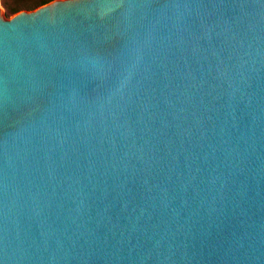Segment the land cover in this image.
<instances>
[{"label": "water", "instance_id": "obj_1", "mask_svg": "<svg viewBox=\"0 0 264 264\" xmlns=\"http://www.w3.org/2000/svg\"><path fill=\"white\" fill-rule=\"evenodd\" d=\"M0 264H264V0L0 16Z\"/></svg>", "mask_w": 264, "mask_h": 264}, {"label": "trees", "instance_id": "obj_2", "mask_svg": "<svg viewBox=\"0 0 264 264\" xmlns=\"http://www.w3.org/2000/svg\"><path fill=\"white\" fill-rule=\"evenodd\" d=\"M51 0H1L5 12L15 13L20 10H31Z\"/></svg>", "mask_w": 264, "mask_h": 264}, {"label": "rangeland", "instance_id": "obj_3", "mask_svg": "<svg viewBox=\"0 0 264 264\" xmlns=\"http://www.w3.org/2000/svg\"><path fill=\"white\" fill-rule=\"evenodd\" d=\"M36 8V7H35ZM25 10V9H24ZM32 10V9H31ZM17 13V12H15ZM15 13H7L5 12V8L2 5V2L0 0V16L4 17V18H10L11 16H13Z\"/></svg>", "mask_w": 264, "mask_h": 264}]
</instances>
